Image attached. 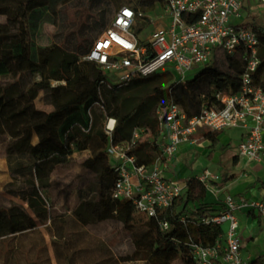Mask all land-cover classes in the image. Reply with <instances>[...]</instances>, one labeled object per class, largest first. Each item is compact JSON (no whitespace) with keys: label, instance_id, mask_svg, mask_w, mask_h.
I'll use <instances>...</instances> for the list:
<instances>
[{"label":"trees","instance_id":"1","mask_svg":"<svg viewBox=\"0 0 264 264\" xmlns=\"http://www.w3.org/2000/svg\"><path fill=\"white\" fill-rule=\"evenodd\" d=\"M25 9L37 5L36 0H8ZM48 9H54L65 0H44ZM156 3L163 0H125L135 12L152 11ZM105 0H88L76 27L75 52L83 57V67L72 76L51 86L47 65L31 55L20 43L7 42L0 35V136L8 138L7 162L12 175L27 176L25 188L14 189L9 183L4 190L21 200L28 201L33 212L30 214L20 203H0V237H15L34 230L37 223L48 228L51 217L49 209L30 201L43 196L48 202L49 176L56 165H68L74 152L90 151V157L82 163V169H89L96 175L97 200L89 215L97 220L113 218L128 201L115 200L111 189L115 172L107 158L108 144L128 140L137 130L139 136L131 150L139 164L151 165L158 152L159 129L155 120V99L165 107L170 101L179 103L187 116L199 112L203 102H210L218 90L236 91L239 75L243 70L240 56L220 55L218 61L227 59V70L208 64L193 79L173 82L167 89L159 87V79L171 72H156L148 76L132 74L123 84L108 83L107 76L96 63L85 59L93 42L106 30L110 22L104 9ZM245 8V6L243 7ZM119 9V8H118ZM247 10V9H246ZM253 28L258 32L262 45L259 50L260 65L255 81L264 91V24L257 13L247 12ZM112 21V20H111ZM140 29L136 30L139 33ZM30 77V78H27ZM33 77L37 79L32 80ZM41 94V96H40ZM40 96V97H39ZM50 110L39 108L35 99ZM105 117L104 129L97 125L98 118ZM108 118L115 119L110 132L105 128ZM35 144L31 143L33 136ZM200 139L208 141V158L219 151L223 153L229 145L218 139L219 132L198 130ZM59 143L63 151L49 148ZM15 146L24 147L26 157L14 159ZM237 156L233 157L235 165ZM227 174L224 180H227ZM185 195L174 198L171 205L148 216L139 224L124 223V230L130 237V251L120 261H142L143 264H194L188 241L212 245L222 234V227L207 221L217 212L207 201L206 184L192 176L186 180ZM264 189V182L262 183ZM2 199V196H0ZM85 201V200H84ZM84 202L74 209L73 216L78 223L85 224ZM133 208V207H132ZM167 223V228L162 227ZM52 238L56 235L52 233ZM55 247L56 242L51 241ZM43 247L38 248L39 251ZM175 262V263H174Z\"/></svg>","mask_w":264,"mask_h":264},{"label":"built area","instance_id":"2","mask_svg":"<svg viewBox=\"0 0 264 264\" xmlns=\"http://www.w3.org/2000/svg\"><path fill=\"white\" fill-rule=\"evenodd\" d=\"M251 3L258 4V11H249ZM242 10H246L245 14ZM247 12L259 14L264 24V0H163L156 14L135 12L130 5L123 4L114 13L110 26L93 42L85 59L96 63L106 75L114 73L116 81L112 83L118 85L132 74L148 76L163 66L170 68L174 82L182 83L193 67L208 65L220 55L240 56L243 63L239 88L216 91L213 100L203 102L197 114L187 116L174 101L156 110L158 152L151 165L139 164L131 153L139 136L137 130L128 140L108 144V159L115 172L113 199L128 201L148 217L171 205L174 198L185 195L186 181L166 177L162 166L173 160L181 146L195 143L193 136L200 129H243L237 156L261 160L264 91L256 83L255 75L262 42ZM151 24L153 29L144 39L136 33ZM106 121L105 128L110 132L115 119ZM196 178L206 184L209 178L217 176L205 170ZM240 211H254L264 218V199L225 196L220 209L207 219L222 227L215 243H186L194 264H244L237 214ZM162 227L167 228V223H162Z\"/></svg>","mask_w":264,"mask_h":264},{"label":"rangeland","instance_id":"3","mask_svg":"<svg viewBox=\"0 0 264 264\" xmlns=\"http://www.w3.org/2000/svg\"><path fill=\"white\" fill-rule=\"evenodd\" d=\"M36 1V6L25 9L8 0H0V35L7 42L20 43L31 55L45 63L51 76V83L64 82L76 70L83 67L81 62L83 57L75 52L74 44L76 25L88 0H65L54 9H48L44 0ZM105 1L104 9L110 17L107 25L109 26L114 13L125 4V0ZM160 5V3L154 5L153 14L159 12ZM248 8L249 11L254 12L259 9L257 3H251ZM245 11L242 10L241 13L245 14ZM152 29L153 25H148L143 32H139V35L144 39ZM209 64L224 71L228 67L227 59L218 61L215 58ZM206 66L193 67L186 75V80L192 79L196 73L200 74ZM169 69L163 66L158 72H169ZM106 76L109 84L116 81L114 73ZM35 79L37 78H32ZM174 81L175 77L171 75L160 78L159 87L167 89ZM39 97L35 99L38 107L50 110L52 106L43 104ZM161 106L162 101L155 99L152 114ZM104 120L105 117H99L97 122L102 129H104ZM193 137L196 139V144L204 143L198 132ZM8 145V138L0 136V196H2L0 203L4 205L9 201L20 203L33 215L28 201L21 200L4 190L9 183L14 189L25 188L28 179V175L11 174L6 158ZM49 148L63 151L56 142L51 143ZM192 151L195 153V148ZM234 152L235 147L231 152L220 157V163L216 165L220 172L226 169L223 162L230 160ZM12 155L14 159L21 158L25 161L26 150L24 147L15 146ZM88 157H90L88 149L74 152L70 156L68 165H56L53 168L47 188L49 203L43 196L30 201L49 209L52 220L48 228L37 223L34 230L15 237H0V264H143L142 261H120L119 258L131 249L130 237L124 230V223L139 224L147 218L145 214L125 205L113 218L97 220L89 215L97 196L95 172L81 167V163ZM194 158L195 154L186 161L185 169L188 174L192 171L196 158L197 161H204L200 154ZM178 180L184 179L180 177ZM84 202L86 206H83V211L88 217L85 219V224H81L76 221L73 213L78 204L82 205ZM52 233L56 235L55 239L51 237ZM51 241L56 242L55 247ZM44 244L43 250L39 251L38 248L43 247Z\"/></svg>","mask_w":264,"mask_h":264},{"label":"crops","instance_id":"4","mask_svg":"<svg viewBox=\"0 0 264 264\" xmlns=\"http://www.w3.org/2000/svg\"><path fill=\"white\" fill-rule=\"evenodd\" d=\"M243 136L244 131L241 128H229L219 132L218 139L220 143L223 145L228 144L229 148L223 153L219 151L214 152L211 158L206 156L208 141L202 140L204 143L199 144H196V142L186 143L179 148L170 163L162 166L163 172L168 178L179 179L181 177L185 181L192 176L196 177L205 170L209 171L211 175H216V179H208L206 188L207 201L217 211L220 209L222 201L227 195L264 199V189L262 186L264 182V155L259 161L240 159L237 156V144ZM36 142L37 137L34 135L31 143L35 144ZM233 147H235V152L230 160L227 159L223 162L226 169L220 172L216 167L220 163V157L231 152ZM193 148H195V153L192 151ZM193 154H195V158L199 154L202 155L204 161L200 162L196 160L197 158H194V167L188 174L185 164L186 161L192 158ZM235 155L237 156V162L233 165L232 160ZM226 174L228 178L224 180ZM237 214L240 227L241 256L244 264H264V218L254 211H240Z\"/></svg>","mask_w":264,"mask_h":264}]
</instances>
